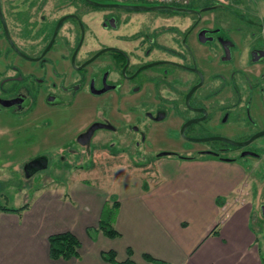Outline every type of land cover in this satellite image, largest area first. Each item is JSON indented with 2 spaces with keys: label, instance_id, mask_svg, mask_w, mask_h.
Segmentation results:
<instances>
[{
  "label": "flooded vegetation",
  "instance_id": "1",
  "mask_svg": "<svg viewBox=\"0 0 264 264\" xmlns=\"http://www.w3.org/2000/svg\"><path fill=\"white\" fill-rule=\"evenodd\" d=\"M116 2L0 0V114L28 119L37 109L71 108L84 95L95 99L94 113L72 144L87 148L97 138L102 146L130 151L138 164L149 163L145 152L135 150L134 133L122 132L140 133L144 141L149 129L170 123L184 138L206 146L196 155L157 152L155 158L245 156L242 163L254 182L251 219H259L264 240V18L238 11L233 1ZM121 5L168 7L151 8L167 13L141 31L129 28L133 23L121 12L145 9ZM96 122L105 126L78 138ZM98 129L113 130L134 145L111 144L109 135H95ZM69 153L80 154L73 148ZM43 160L49 157L29 159L28 172H37Z\"/></svg>",
  "mask_w": 264,
  "mask_h": 264
},
{
  "label": "crops",
  "instance_id": "2",
  "mask_svg": "<svg viewBox=\"0 0 264 264\" xmlns=\"http://www.w3.org/2000/svg\"><path fill=\"white\" fill-rule=\"evenodd\" d=\"M160 157L156 169L148 163L145 180L125 173L117 180L113 238L98 229L110 191L84 178L37 189L20 213L1 210L0 264H113L101 255L109 249L117 260L130 249L134 264H152L144 253L175 264H263V237L251 219L254 182L243 163ZM62 231L78 238V256L50 257L48 236Z\"/></svg>",
  "mask_w": 264,
  "mask_h": 264
},
{
  "label": "rangeland",
  "instance_id": "3",
  "mask_svg": "<svg viewBox=\"0 0 264 264\" xmlns=\"http://www.w3.org/2000/svg\"><path fill=\"white\" fill-rule=\"evenodd\" d=\"M103 1L119 3L116 0ZM236 3L238 11L258 14L264 18V0H239ZM166 13V9L123 10L121 17L127 14L133 23L132 26L128 23L129 28L133 27L142 31L153 28L152 20ZM97 24L94 28L99 31L100 26L98 27ZM94 102V98L82 95L78 98L77 104L71 108H53L52 112L37 109L28 119L21 115L14 117L8 112L0 114V203L20 206L30 201L37 189L49 184L66 185L70 182V177L84 178L89 183L110 191V196H116L112 191L116 189L117 180L124 173L141 176L145 180L148 163L141 161V165L138 166V161L132 160L130 151L102 146L96 142L97 138L87 148L71 143L77 132L84 127L87 119L92 118ZM102 133L109 135L108 141L111 144L127 143L128 147L134 145L133 140L128 143V139H121V134H116L113 130L98 129L95 135ZM122 133L124 137H130L134 133L132 139L137 137L134 146L138 147L135 150L145 152L144 155L149 159L148 161L154 162L153 169H156L154 154L157 152L196 155L199 154V149L206 146L204 142L184 138L180 130L174 129L170 123H165L162 128L149 129V134L144 141L139 139L140 133L135 131L130 132L129 135H126L125 131ZM69 148H73L80 154L76 156L74 154L75 158H73ZM37 154H46L49 157L47 166L26 176L24 165ZM61 155L65 158L64 160L59 159ZM205 157L213 156L205 155ZM242 157L245 158V156ZM242 157L238 159L239 162H244ZM166 158H176V156L172 154L160 157L161 160ZM263 167L264 164L260 168ZM259 172L260 169L254 174L257 175ZM234 196H236L235 192L230 198ZM257 222V226L260 225L259 219ZM258 232L257 235H259ZM257 242L262 245L261 256L264 264V240L260 243L259 237Z\"/></svg>",
  "mask_w": 264,
  "mask_h": 264
},
{
  "label": "trees",
  "instance_id": "4",
  "mask_svg": "<svg viewBox=\"0 0 264 264\" xmlns=\"http://www.w3.org/2000/svg\"><path fill=\"white\" fill-rule=\"evenodd\" d=\"M238 1L239 0H233V2H238ZM28 205H29V201H26L25 203L17 207L7 206L5 203L4 204L0 203V211L7 210V211H14L20 213L22 210L27 208ZM118 205L119 203L116 196H110V201L104 204L98 221V229L104 235L111 238L119 235L118 230L113 225V222L117 214ZM218 224L219 222H217L214 228L212 229L211 232L213 234H217ZM48 243H49V255L53 259H58V258L68 259L73 256H78V248L80 246V242L76 237V235L70 231L51 233L48 236ZM127 254L128 256L124 260H117L116 253L112 249L103 251L101 253L102 257L105 260L110 261L113 264H134L133 259H131L132 252L130 249H128ZM143 257L146 260L150 261L152 264H175L153 257L147 253H144Z\"/></svg>",
  "mask_w": 264,
  "mask_h": 264
},
{
  "label": "water",
  "instance_id": "5",
  "mask_svg": "<svg viewBox=\"0 0 264 264\" xmlns=\"http://www.w3.org/2000/svg\"><path fill=\"white\" fill-rule=\"evenodd\" d=\"M115 5H119V4H115ZM121 6H124V7H127V8H132V9H148V8H166V7H168V6H165V5H157V6H146V5H121ZM59 22H60V21H59ZM59 22H58V24H59ZM58 24H57V26H58ZM57 26H56V29H55V33H56V30H57ZM54 36H55V34H54ZM54 36L51 38V40H50L48 46L52 43V41H53V39H54ZM2 103H3V105H10L12 102H10V101H8V100H2ZM101 126H105V124H102V123H99V122L93 123L92 125H90V126L87 128L86 131L80 133L79 136H78V138H80V139H88V138H90L92 132H93L96 128L101 127ZM255 136H256V135H254V136H252V137H255ZM252 137H251V138H252ZM166 153H168V152H166V151H162V152H159L158 155H163V154H166ZM37 160H39V159H37ZM30 162H32V161H29L28 163H26V164L24 165V170H25L26 176H29V175L32 174V172H30V173L28 172V165H30ZM41 163H43L42 166H38V167H42V168H43V167H46V166H47V162H46V161L43 160Z\"/></svg>",
  "mask_w": 264,
  "mask_h": 264
},
{
  "label": "built area",
  "instance_id": "6",
  "mask_svg": "<svg viewBox=\"0 0 264 264\" xmlns=\"http://www.w3.org/2000/svg\"><path fill=\"white\" fill-rule=\"evenodd\" d=\"M118 1H139V0H118ZM158 4H188L194 0H142ZM219 3H228L231 0H212Z\"/></svg>",
  "mask_w": 264,
  "mask_h": 264
}]
</instances>
